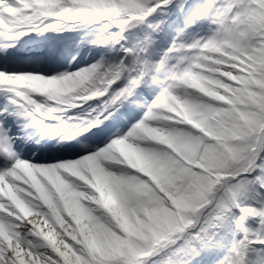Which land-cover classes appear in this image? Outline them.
Wrapping results in <instances>:
<instances>
[{
  "label": "snow or ice",
  "instance_id": "obj_1",
  "mask_svg": "<svg viewBox=\"0 0 264 264\" xmlns=\"http://www.w3.org/2000/svg\"><path fill=\"white\" fill-rule=\"evenodd\" d=\"M0 264H264V0H0Z\"/></svg>",
  "mask_w": 264,
  "mask_h": 264
},
{
  "label": "bare ground",
  "instance_id": "obj_2",
  "mask_svg": "<svg viewBox=\"0 0 264 264\" xmlns=\"http://www.w3.org/2000/svg\"><path fill=\"white\" fill-rule=\"evenodd\" d=\"M61 35L64 38H66L70 43L75 41V40H73L74 39L73 37L76 36L75 32H65V33H62ZM40 39H43V38L42 37H35V36L22 37L20 42H18V44H17V48L21 52H25V48H27L28 49L27 52H29L30 54L37 53L38 50H40V49L35 47V44ZM81 47L78 50V54L75 50H73V48L70 47L67 50V52L65 53L67 60H71L73 55L76 56V60H80V58L78 56H79V52H80ZM75 63H76V61H73V64H75ZM52 65L53 64H47V65H45V67L50 70L51 68H53ZM64 66H67L66 61L64 63ZM22 70H29L27 67V60H25V66L23 67ZM42 141H40V144L35 145L36 156L40 157V159L36 162H38V163H52L56 160H59V157L64 156V155H62L63 153L56 152V151L49 150V149H45L43 151L39 150L41 144H45V143L52 144L53 143L50 141H45V142H42ZM53 147H57V145L53 144ZM30 156H31V153H29V157ZM25 158H28V157H25Z\"/></svg>",
  "mask_w": 264,
  "mask_h": 264
},
{
  "label": "rangeland",
  "instance_id": "obj_3",
  "mask_svg": "<svg viewBox=\"0 0 264 264\" xmlns=\"http://www.w3.org/2000/svg\"><path fill=\"white\" fill-rule=\"evenodd\" d=\"M75 34H76V36L73 37L74 38L73 40H75V41L79 40L80 39V33L75 32ZM78 57L80 58L79 61H80L81 66H84L85 64H88L91 62L90 52H89V48L87 45H82ZM55 66H56L55 68H60V65L59 66L55 65ZM68 159H70V158H68Z\"/></svg>",
  "mask_w": 264,
  "mask_h": 264
}]
</instances>
